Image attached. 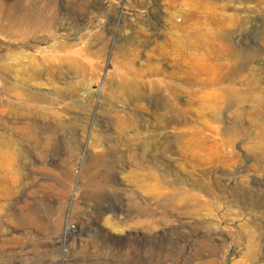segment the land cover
<instances>
[{
  "label": "rangeland",
  "instance_id": "1",
  "mask_svg": "<svg viewBox=\"0 0 264 264\" xmlns=\"http://www.w3.org/2000/svg\"><path fill=\"white\" fill-rule=\"evenodd\" d=\"M0 9V264H264V0Z\"/></svg>",
  "mask_w": 264,
  "mask_h": 264
},
{
  "label": "bare ground",
  "instance_id": "2",
  "mask_svg": "<svg viewBox=\"0 0 264 264\" xmlns=\"http://www.w3.org/2000/svg\"><path fill=\"white\" fill-rule=\"evenodd\" d=\"M1 10V9H0ZM19 10V9H18ZM20 14V13H19ZM7 181V180H6ZM7 195V194H6ZM44 207V206H43ZM42 216V215H41ZM44 219V218H43ZM36 222V221H35ZM251 244V243H250ZM257 246V245H256ZM259 248V247H258ZM254 253V252H253ZM245 256V255H244ZM251 256V255H250Z\"/></svg>",
  "mask_w": 264,
  "mask_h": 264
}]
</instances>
